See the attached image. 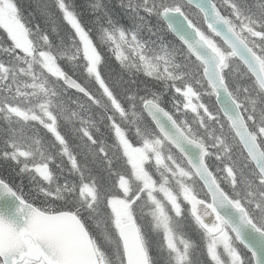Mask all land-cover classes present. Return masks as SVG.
<instances>
[{
  "label": "snow or ice",
  "instance_id": "6c2138e0",
  "mask_svg": "<svg viewBox=\"0 0 264 264\" xmlns=\"http://www.w3.org/2000/svg\"><path fill=\"white\" fill-rule=\"evenodd\" d=\"M0 10V264H261L264 0Z\"/></svg>",
  "mask_w": 264,
  "mask_h": 264
},
{
  "label": "trees",
  "instance_id": "16d2710c",
  "mask_svg": "<svg viewBox=\"0 0 264 264\" xmlns=\"http://www.w3.org/2000/svg\"><path fill=\"white\" fill-rule=\"evenodd\" d=\"M19 3L22 6V10L26 11V15H31L32 13V6L33 5H40L41 7L45 3V0H19ZM33 20L35 21V17H33ZM0 34H3V29L0 28ZM262 212H264V208H262ZM264 222V221H262ZM102 224V221H101Z\"/></svg>",
  "mask_w": 264,
  "mask_h": 264
},
{
  "label": "water",
  "instance_id": "95a60500",
  "mask_svg": "<svg viewBox=\"0 0 264 264\" xmlns=\"http://www.w3.org/2000/svg\"><path fill=\"white\" fill-rule=\"evenodd\" d=\"M254 243H256V246L259 249L258 255L261 259V264H264V244H262L259 239L255 240Z\"/></svg>",
  "mask_w": 264,
  "mask_h": 264
},
{
  "label": "rangeland",
  "instance_id": "374dc122",
  "mask_svg": "<svg viewBox=\"0 0 264 264\" xmlns=\"http://www.w3.org/2000/svg\"><path fill=\"white\" fill-rule=\"evenodd\" d=\"M6 14L5 10H0V15ZM112 264H117L116 260H112Z\"/></svg>",
  "mask_w": 264,
  "mask_h": 264
}]
</instances>
